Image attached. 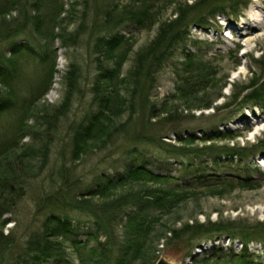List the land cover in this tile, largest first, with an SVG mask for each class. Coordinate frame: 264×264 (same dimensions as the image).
I'll use <instances>...</instances> for the list:
<instances>
[{
	"label": "rangeland",
	"instance_id": "rangeland-1",
	"mask_svg": "<svg viewBox=\"0 0 264 264\" xmlns=\"http://www.w3.org/2000/svg\"><path fill=\"white\" fill-rule=\"evenodd\" d=\"M33 1L17 0L10 7V0H0V8H9L8 23H0V54L7 53L12 40H29L42 53L17 55L13 91L8 92L0 80V97L12 98L13 105L0 115V145L8 139L36 152L31 163L34 175L30 172L26 177L23 195L15 199L14 210L4 215L10 219L3 233L15 244L3 263H14L27 238L39 229L51 206L43 193L48 189L54 191L51 196L56 194L58 186L52 184L51 176L59 167L69 174L63 185L68 189L65 196L76 202L89 196L86 188L101 175L113 179L126 165L144 163L155 173L170 176L166 187L187 192L171 207L148 210L154 217L153 237L142 257L125 264H155L160 257L176 264H223L222 259L202 258L217 247L224 248L221 252L240 250L239 231L253 233L249 251L255 264H264V210L260 209L264 206V101L248 97L260 88L264 93V21L249 41L240 39L241 32L236 30L246 18L264 17V0H235L237 15L225 3L226 11L210 18L207 25L190 24L186 39L155 49L149 58L154 65L138 69L137 86L133 82L137 56L154 41L161 25L195 0H151L156 17L151 26L124 22L116 28L131 47L122 71L133 77L120 89L133 105L114 117L105 137L93 139L87 152L75 158L73 135L97 107L94 84L104 64L100 38L105 34L107 8L115 5L126 12L143 0H62V22L55 28L44 22L43 37L29 24L7 39L8 28L15 32ZM159 53L164 54L161 60ZM185 54L196 58L189 68L183 65ZM248 121L257 123L258 129L250 131ZM146 137L155 138L159 145L144 141ZM234 150L242 154H229ZM214 175L231 179L232 187L210 190L202 185L200 180ZM189 184L193 186L188 188ZM127 188L119 185L93 201H110ZM126 209L128 214L140 208ZM67 211L73 223H79L81 240L95 231L92 211ZM115 218L116 212L106 215L110 235L103 231L100 237L109 240L105 264H115L122 243L125 248L126 214ZM94 243L91 238L88 246Z\"/></svg>",
	"mask_w": 264,
	"mask_h": 264
},
{
	"label": "trees",
	"instance_id": "trees-1",
	"mask_svg": "<svg viewBox=\"0 0 264 264\" xmlns=\"http://www.w3.org/2000/svg\"><path fill=\"white\" fill-rule=\"evenodd\" d=\"M228 1L195 0L191 4H188L186 10L181 8L180 11H177L174 19L161 25L159 32L153 39L154 41L137 56V61L134 65V74L136 75L133 80L135 86H137L136 80L138 77H141L138 69H144L146 65H154L149 58L152 59V55L158 46L166 42L165 47L169 48L177 39H186L190 24L207 25L210 18L216 17V15L226 11L225 3H228L231 12L237 15L239 7L238 3L235 2L238 0ZM10 2L11 7L17 3V0H10ZM33 2L31 4V11L24 12V17L18 23L19 26L15 28V32L9 31L8 28V33L5 34L7 39L14 34L21 33L29 24L33 25L34 32L38 36L43 37L44 22L47 25L51 22L53 28L62 22L63 18H60L64 12L62 0H34ZM243 3H246V1L244 0ZM130 7V10L126 12L121 11V8L117 10L115 5L107 8L103 25L105 34L100 38V53H102L100 55L104 58V64L99 70L94 84V102L97 107L86 118L85 122L79 125L73 135L74 158L79 156V154L86 153V149L90 148V143L93 139L100 136H102L101 138L105 137L111 131L110 128L114 117L122 116L125 108L133 105L130 102V96L122 94L120 89L121 86L126 85L129 79L133 77L122 71L131 47L130 45H126V38L116 28L124 22L134 23L140 27H148L155 22L156 17L151 0H143L141 3ZM8 9V7L0 8V13H2L0 18L1 24L8 23L5 16L8 13L6 12ZM188 9L190 10L187 11ZM193 10H195L194 13ZM114 29L116 31H113ZM25 51L36 56L42 55L29 40H12L7 53L0 54V80L8 92L13 91L14 87L12 84H14L18 74L17 55ZM163 57L164 54L160 55V53L157 56L158 60H161ZM195 59L194 54H185L183 65L189 68L194 64ZM53 67L54 65H52V71ZM142 73H144V70ZM260 92L253 90L251 93H248V97L250 96V100L259 99L260 101H264L262 100L264 96L262 95L263 91L261 88ZM44 93L45 91L42 95ZM11 103L12 98L0 97V115L3 111L13 106ZM27 131L23 132L20 137L28 133ZM144 141L159 145L157 143L158 140L152 137H146ZM41 149L39 148V150ZM35 153L34 148L29 146L22 148L18 144V141L10 143V140L7 139L0 145V264H6L3 263V260L8 255L11 246L15 244L11 236L3 233L2 227L10 219L9 217H4V215L14 210L15 199L23 195V190L27 183L26 177L33 169L31 163L34 160ZM229 154H242V152L234 150L229 152ZM213 159L217 160L216 157H213ZM68 176L69 174L63 172L62 167H59L53 173V176H51L52 184L58 186L55 191L56 194L51 196L54 191L48 189L43 193V199L51 203L50 209L42 220L39 229L27 238L24 249L18 253L16 260L12 264H74V260L78 261V264H105L106 254L109 253V246H107L109 240H100V237L103 235V231L110 235L105 219L107 214L110 217L112 211L116 212L115 219L117 217L118 219H122L126 214V221L124 223L126 233L123 240L125 248L122 249V243L120 254L115 260V264L131 263L136 258L142 257L145 248L148 247V243L153 237L151 233L155 230L154 217L149 215L148 210L162 211L166 206L171 207V205L180 199V196H183L187 192L186 189L182 188L179 190L166 187L165 185L170 183V176L155 173L146 164L139 163L126 165L124 172L117 174L113 179L111 176L101 175L95 184L86 188L85 195L89 196H82L74 202L66 198L65 195L68 193V189L63 188L65 179ZM200 181L203 186H206L210 190L222 187L226 188L227 185L231 188V184L233 183L231 179L215 175L212 178L206 177ZM119 185H129V188L123 190L125 192L110 201H93L94 196H105L108 191ZM192 186V184H189L188 188ZM167 188L170 190H167ZM189 192L195 193L194 190ZM56 200L60 202L59 206L53 205ZM127 206H138L140 209L127 214ZM72 208L89 209L96 218L94 220L95 231L89 233L85 240L79 238L77 232L79 223L75 225L73 218L67 211ZM146 211L148 214H146ZM239 232H242L239 234L243 237V246L240 250L221 252L224 251V248L217 247V249L211 250L208 256L203 257V261L215 257L225 261L220 260L223 264H255L252 253L248 248L249 239L253 236V233ZM231 234L235 236L236 233L233 231ZM91 238L95 240V243L88 246ZM67 249L72 251L71 255ZM189 255H192L191 251Z\"/></svg>",
	"mask_w": 264,
	"mask_h": 264
},
{
	"label": "bare ground",
	"instance_id": "bare-ground-1",
	"mask_svg": "<svg viewBox=\"0 0 264 264\" xmlns=\"http://www.w3.org/2000/svg\"><path fill=\"white\" fill-rule=\"evenodd\" d=\"M264 21V17L262 18H246L244 21H242V24H240V26H236V30L237 31H240V39H246L247 38V41H249L251 35H254V38L256 37V35L254 34V30L255 28L257 27H261L263 26V21ZM230 23H228L229 25ZM246 127L250 130V131H253V130H257L258 129V126H257V123H253V122H250L248 121V124L246 125ZM261 210H264V206L260 208Z\"/></svg>",
	"mask_w": 264,
	"mask_h": 264
},
{
	"label": "water",
	"instance_id": "water-1",
	"mask_svg": "<svg viewBox=\"0 0 264 264\" xmlns=\"http://www.w3.org/2000/svg\"><path fill=\"white\" fill-rule=\"evenodd\" d=\"M155 264H176L174 262H171L166 257H160Z\"/></svg>",
	"mask_w": 264,
	"mask_h": 264
}]
</instances>
